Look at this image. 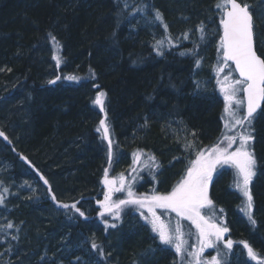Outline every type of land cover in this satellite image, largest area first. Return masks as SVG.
<instances>
[{
	"label": "trees",
	"instance_id": "1",
	"mask_svg": "<svg viewBox=\"0 0 264 264\" xmlns=\"http://www.w3.org/2000/svg\"><path fill=\"white\" fill-rule=\"evenodd\" d=\"M218 2L0 0V131L8 137H0V264H178L136 206L125 207L119 219L102 218L97 201L106 191L105 168L117 187L123 173L125 181L134 178L137 195L155 188L166 193L198 151L225 145L211 66L219 58ZM241 2L251 5L255 48L264 58V0ZM156 10L163 23L154 19ZM189 50L195 55H180ZM53 55L61 57L59 67ZM98 92L106 93L111 164L103 131H96L104 118L94 104ZM253 127L256 225L240 214L230 170H222L208 192L214 208L226 211L225 237L234 242L229 264H256L241 241L264 258V103ZM120 199L127 193H112L113 201ZM73 203L87 219L59 206ZM93 240L103 256L92 250Z\"/></svg>",
	"mask_w": 264,
	"mask_h": 264
},
{
	"label": "snow or ice",
	"instance_id": "2",
	"mask_svg": "<svg viewBox=\"0 0 264 264\" xmlns=\"http://www.w3.org/2000/svg\"><path fill=\"white\" fill-rule=\"evenodd\" d=\"M215 7L221 10L219 23L222 28L218 46L219 64L215 71L219 76L224 67H228L229 62H231L235 65V72L239 74L237 79H231L229 75H225L223 80L217 79L225 102V128L234 131L239 126L241 131L233 135H225L224 141L227 142L225 147H220L218 143L211 148L198 151L195 159L191 160L185 169L184 176L167 193L153 190L151 195H137L133 191L131 183L125 184L123 173L119 176V187H117V180L115 178L109 179L108 169L105 168L102 183L105 185L106 191L104 199L97 201L100 205L99 216L102 218L107 214L114 219H119L120 213L129 205L136 206L138 209L146 208L151 218L143 212H141V216L151 225V229L157 234L160 243L174 249L177 256L180 257L181 264H222V261L217 258L220 255L219 251H217V255L208 259L203 256L205 249L216 248L218 241H222L223 246L228 250L233 248L234 242L231 239H224L229 229L214 222L211 217L202 213L203 209L214 208L213 201L209 198L208 186L212 173L216 171L218 166L229 165L235 169L236 186L246 198L244 207L240 210L245 213L250 224L256 225V220L251 212L253 196L250 185L256 175L257 160L254 151L251 150V142L255 138L253 135L255 131L253 120L257 110L264 103V58L257 54L255 48V21L251 5L242 3L241 0H220ZM137 11L141 10L137 9ZM154 19L163 23V16L159 10H156ZM164 27L167 29V24H164ZM199 31L202 34L201 39H203L205 29L202 25L199 27ZM51 39L57 44L59 43L56 41L55 36H51ZM163 43V40L157 41L158 46H162ZM157 54L163 55V52L158 50ZM187 54L195 55L192 50L180 53V55ZM52 58L56 61V66L59 67L61 57L53 55ZM195 66L197 68L201 66L199 59L195 61ZM0 71H3V69H0ZM60 78V76H57L56 80ZM66 78L76 80L74 76ZM56 80H51L49 83H55ZM96 87L99 86L96 85ZM105 97L106 93L98 92L94 100V104L98 105L100 111L104 113V118L100 119L96 131H103L102 138L108 144V163L111 164L114 155L113 142L110 138V124L105 109ZM241 109H243V115L240 114ZM0 137L5 140L8 139L2 131H0ZM234 144H238V146L234 150H230ZM186 147H190V145H186ZM133 157V164H136L139 161V154L133 153ZM149 159L154 161L155 157H149ZM133 171H135V168H133ZM41 178L43 179V177ZM44 183L47 184L48 181L44 180ZM125 190H127V199L112 200V193ZM4 191L7 192L8 189L5 188ZM49 191H51L50 188ZM52 199L53 201L56 200L54 194ZM4 203L5 198L0 195V205ZM59 206L74 210L79 216L87 219L85 213L77 207L76 203L71 205L60 204ZM157 209L176 214L178 219L174 229L161 219V216L157 214ZM220 211L223 212V209ZM181 219L190 221L197 230L198 246L193 245L192 251H189L186 247L188 242L184 239L185 233L182 231ZM105 225L106 227H116L115 224L108 225L106 220ZM6 227L10 229L14 225L8 223ZM12 239H18V237L13 236ZM240 244L246 250L248 258L255 261L256 264H264V258H260L259 254L247 241H241ZM91 248L103 256V249L95 240L92 241ZM77 260H79V257H77Z\"/></svg>",
	"mask_w": 264,
	"mask_h": 264
},
{
	"label": "rangeland",
	"instance_id": "3",
	"mask_svg": "<svg viewBox=\"0 0 264 264\" xmlns=\"http://www.w3.org/2000/svg\"><path fill=\"white\" fill-rule=\"evenodd\" d=\"M259 4L261 5V3H259ZM219 26H220V23H219ZM218 64H219V58L214 57V59L211 60V66H212L213 71H214L216 87L218 88V91H219V94H220V98H221V102H222L221 115H220V118H221V129H222L221 137L224 139V136L225 135H233L234 133H239L241 131V129H240L239 126H237L234 129V131H229V130H227L225 128V122H226L225 121V118H224V116H225V114H224V104H225V102H224L223 93L220 91V85L217 83V79L223 80V78H224L225 75H229L231 79H237V77L235 76V74H234V72H233L230 64H229L228 67H224V70L219 73V76H217V73L215 71V68L218 66ZM241 95H242V93H241ZM240 114L243 115V109L240 110ZM226 143L227 142L225 141V145H223V147L226 146ZM237 146H238V144L232 145V148L230 150H234ZM251 150L253 151L252 142H251ZM195 156H196V154L193 156L192 160L195 159ZM137 164H138V162H137ZM150 167L151 168L153 167L154 169H156L157 164L156 163H152V165ZM138 169L141 170V166ZM222 170H230L231 171V175H232L231 188L233 189V192L240 197L239 198V201L240 202H238V205H239L238 208H240V209L243 208L244 207V202H245V199L246 198L243 196L242 192L236 186V182H235L236 181L235 169L232 168L229 165H224L223 167L218 166L217 169H216V171H214L212 173L211 181H210L209 186H208V192H210V189H211V186H212L211 183L214 181V179L216 178V176L219 175L222 172ZM184 174H185V171H184L183 175L181 176V178L184 176ZM181 178L178 179L177 183L181 180ZM133 179H134L133 177H129V179L125 181V184H128V183H131L132 184V189L134 187V185H133V183H134ZM250 187H251V185H250ZM162 190H163V188H161L160 191L155 188V191L160 192V193H162ZM171 190L172 189H170V191ZM123 192L127 193V190H125ZM151 193H152V191H151ZM141 195H144V194H141ZM214 204L215 203L213 202V205ZM214 207H216V206L214 205ZM217 208H214V209L213 208H206V209H203L202 210V213L204 215H206V216L211 217L212 220H214L216 222H219L220 225L223 224V226H226V224L224 222V219H225V216H226V211L221 212L220 211L221 209H219V208L217 209ZM238 208L236 209L237 212H238ZM138 210H139L140 217H141L142 221L151 228V225L147 221H145L144 218L141 216V212H143L145 215H149V218H151L150 217V214L147 212V209L146 208H143V209H138ZM156 211H157V214L161 216V219L166 224H169V226L171 228H173V229L175 228V224H176V221L178 219L176 217V214L175 213L169 212V211H165V210H161V209H157ZM251 212H252V210H251ZM241 213H243L245 215V213L240 210V214ZM244 217H245V221L246 222H249L247 216L245 215ZM180 223H181V226H182V231L185 233L184 239H186L187 242H188L187 245H186V247L188 248L189 251H192L193 250V248H192L193 245L198 246L197 230H196L195 226L192 225V223L190 221L186 220V219H181L180 220ZM154 234L157 236L156 233H154ZM225 236H228V235L226 234ZM227 239H231V238L225 237V240H227ZM168 247L174 252V255H175V258H176L178 264H181L180 257L177 256V254L175 253L174 249H172L170 246H168ZM217 251H219V253H220V255L217 258L222 261V264H224V263L229 264V256H230V254L232 253L233 250L230 252V250L226 249L223 246V242L222 241H218L217 242V247L216 248H206L205 251H204V253H203V256H204V258L210 259L212 256L217 255ZM234 251L236 252L235 255L237 254V252H239V250H237V249L234 250Z\"/></svg>",
	"mask_w": 264,
	"mask_h": 264
},
{
	"label": "water",
	"instance_id": "4",
	"mask_svg": "<svg viewBox=\"0 0 264 264\" xmlns=\"http://www.w3.org/2000/svg\"><path fill=\"white\" fill-rule=\"evenodd\" d=\"M219 35L221 36L222 35V28H221V26H220V33H219ZM262 58V57H261ZM229 64H230V66H231V68H232V70H233V72H234V74H235V76L237 77V78H239V74L237 73V72H235V65L234 64H232L231 62H229ZM263 104V103H262ZM261 107H262V105H261ZM261 109V108H260ZM260 109H258L257 110V112L260 110Z\"/></svg>",
	"mask_w": 264,
	"mask_h": 264
},
{
	"label": "flooded vegetation",
	"instance_id": "5",
	"mask_svg": "<svg viewBox=\"0 0 264 264\" xmlns=\"http://www.w3.org/2000/svg\"><path fill=\"white\" fill-rule=\"evenodd\" d=\"M226 235V234H225Z\"/></svg>",
	"mask_w": 264,
	"mask_h": 264
}]
</instances>
